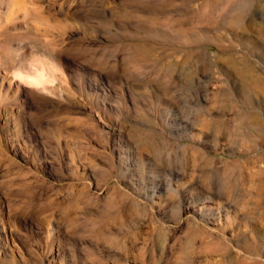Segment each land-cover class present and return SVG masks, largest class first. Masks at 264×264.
Returning a JSON list of instances; mask_svg holds the SVG:
<instances>
[{
	"label": "rangeland",
	"instance_id": "374dc122",
	"mask_svg": "<svg viewBox=\"0 0 264 264\" xmlns=\"http://www.w3.org/2000/svg\"><path fill=\"white\" fill-rule=\"evenodd\" d=\"M260 185L264 0H0V264H264Z\"/></svg>",
	"mask_w": 264,
	"mask_h": 264
},
{
	"label": "clouds",
	"instance_id": "9594fccd",
	"mask_svg": "<svg viewBox=\"0 0 264 264\" xmlns=\"http://www.w3.org/2000/svg\"><path fill=\"white\" fill-rule=\"evenodd\" d=\"M21 83H24V82L21 81ZM25 87H29V88H32V87L40 88V85L38 84V82H33V83H30V84H25ZM47 87H55V85L49 84ZM45 94H47V93H45Z\"/></svg>",
	"mask_w": 264,
	"mask_h": 264
},
{
	"label": "bare ground",
	"instance_id": "6f19581e",
	"mask_svg": "<svg viewBox=\"0 0 264 264\" xmlns=\"http://www.w3.org/2000/svg\"><path fill=\"white\" fill-rule=\"evenodd\" d=\"M236 169H237V168H236ZM238 169H239V171H241V167H239ZM237 172H238V171H237ZM242 173H243V172H242ZM260 180H261V178H260ZM260 187H261V188H260V191L263 192V191H264V187H263L262 185H260Z\"/></svg>",
	"mask_w": 264,
	"mask_h": 264
}]
</instances>
